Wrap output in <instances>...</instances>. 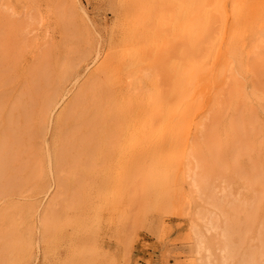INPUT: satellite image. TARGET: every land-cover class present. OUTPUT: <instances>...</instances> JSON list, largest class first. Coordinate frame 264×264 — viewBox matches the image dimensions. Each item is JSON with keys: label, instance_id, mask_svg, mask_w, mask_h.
I'll return each mask as SVG.
<instances>
[{"label": "bare ground", "instance_id": "1", "mask_svg": "<svg viewBox=\"0 0 264 264\" xmlns=\"http://www.w3.org/2000/svg\"><path fill=\"white\" fill-rule=\"evenodd\" d=\"M2 1L0 264H135L131 226L183 217L185 183L199 199L186 131L196 135V107L216 101L230 72L227 109L205 147L217 141L245 178L242 224L264 229V0H110L102 29L79 0H37L53 19L45 70L31 63L38 35L26 43L30 61L19 45L7 51L18 31ZM213 221L200 211L186 219L193 252L183 264L203 262L199 225L215 233Z\"/></svg>", "mask_w": 264, "mask_h": 264}, {"label": "rangeland", "instance_id": "2", "mask_svg": "<svg viewBox=\"0 0 264 264\" xmlns=\"http://www.w3.org/2000/svg\"><path fill=\"white\" fill-rule=\"evenodd\" d=\"M19 1L21 4L18 10L8 0L2 1L4 12L11 16L12 21H15L18 31L13 39L10 38L6 49L14 51L15 44L19 45L23 48L22 59L30 61L29 58L33 56L28 55L29 49L26 43L33 42L34 37L38 35V43L41 42L42 45L37 49V60L33 61L32 58L31 63L41 65L45 70L52 57L50 44L53 37V19L47 8L39 1ZM109 1L79 0L89 20L98 23L101 29L112 24ZM234 27L237 35L238 24L236 23ZM30 32L32 33L29 34ZM254 57L255 54L250 55V60ZM230 80L231 72L219 82L216 101H206L204 108L200 110L196 107L198 111L196 115L200 119L197 121L201 123V128L196 135H192L195 127L186 131L191 139L185 145L184 154H189L187 163L190 169L196 168L195 174L200 188L199 199L189 192L191 191L189 183H185L176 191L184 198L186 193H189L191 197L188 199L189 202L181 200L183 205L180 214L183 217L175 218L163 212L162 215H149L144 225L131 226L129 231L130 252L135 264H183V258L193 252V247L187 245L183 235L187 225L186 219L192 216L194 218L199 211L203 217L213 218L214 221L211 224L215 229V233L207 234L203 225H199V235L202 237L205 250L208 251V254H202L203 262L200 264H246L253 258L260 261V255H264V229L253 233L251 227L247 223L242 224L240 220L247 212L242 191V188L246 186L245 178L238 174L239 170L231 171L228 168L225 153L217 146V141L216 145L210 146L208 150L205 147L209 134H217L220 118L226 112ZM243 134L245 140V132ZM243 146L244 141L241 147ZM200 148H205L206 153L201 152ZM211 157L216 166L212 165ZM239 179L241 182L237 185L235 182ZM239 186L242 188L239 189ZM254 235L256 239L252 241ZM193 241L194 246L195 238ZM106 246L109 252H116L112 240H107ZM224 247L229 249L227 256L221 253Z\"/></svg>", "mask_w": 264, "mask_h": 264}]
</instances>
